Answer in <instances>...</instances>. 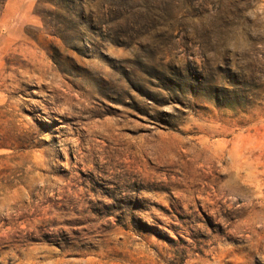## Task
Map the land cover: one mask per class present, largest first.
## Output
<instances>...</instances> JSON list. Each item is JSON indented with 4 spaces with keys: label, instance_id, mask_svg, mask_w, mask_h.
Segmentation results:
<instances>
[{
    "label": "rangeland",
    "instance_id": "rangeland-1",
    "mask_svg": "<svg viewBox=\"0 0 264 264\" xmlns=\"http://www.w3.org/2000/svg\"><path fill=\"white\" fill-rule=\"evenodd\" d=\"M251 0H0V264H264Z\"/></svg>",
    "mask_w": 264,
    "mask_h": 264
},
{
    "label": "clouds",
    "instance_id": "clouds-1",
    "mask_svg": "<svg viewBox=\"0 0 264 264\" xmlns=\"http://www.w3.org/2000/svg\"><path fill=\"white\" fill-rule=\"evenodd\" d=\"M227 48L240 63L264 61V0H251L241 18L230 25Z\"/></svg>",
    "mask_w": 264,
    "mask_h": 264
}]
</instances>
